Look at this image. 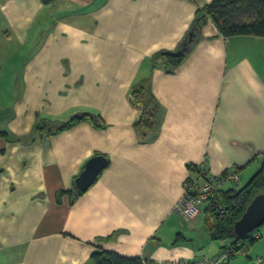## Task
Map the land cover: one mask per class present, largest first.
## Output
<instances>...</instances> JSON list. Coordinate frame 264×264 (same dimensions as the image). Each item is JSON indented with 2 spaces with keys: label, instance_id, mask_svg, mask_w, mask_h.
Masks as SVG:
<instances>
[{
  "label": "crops",
  "instance_id": "crops-1",
  "mask_svg": "<svg viewBox=\"0 0 264 264\" xmlns=\"http://www.w3.org/2000/svg\"><path fill=\"white\" fill-rule=\"evenodd\" d=\"M213 1L0 0V88L17 89L12 106L0 105V264H93L100 250L156 264L220 254L206 206L190 221L175 207L189 165L240 169L245 182L261 168L264 38L224 39L208 21L174 73L151 69L156 53L179 51ZM147 76L163 115L158 137L142 144L130 91ZM86 113L107 127L32 134L39 119ZM96 155L108 166L94 185L58 203ZM228 264H264V239Z\"/></svg>",
  "mask_w": 264,
  "mask_h": 264
},
{
  "label": "trees",
  "instance_id": "trees-1",
  "mask_svg": "<svg viewBox=\"0 0 264 264\" xmlns=\"http://www.w3.org/2000/svg\"><path fill=\"white\" fill-rule=\"evenodd\" d=\"M50 1L52 0H44V3L48 4ZM208 21L214 24L219 36L224 39L239 36L264 38V0H214L197 11L192 29L186 35L179 51L156 53L151 60V69L162 67L166 73H174L198 42L200 30ZM130 98L132 104L140 110V117L133 124L138 142L151 143L159 135L163 115L161 104L152 91L151 77L147 76L135 83L131 88ZM81 123L90 124L96 129L107 127L101 117L86 113L76 115L66 123L39 119L35 122L32 134L52 137L71 130ZM7 136V132H0V137ZM4 151L3 149L0 153H4ZM188 169L192 175L189 180H194L199 172L197 166L189 165ZM236 171L240 173V169ZM259 194H264V154L261 168L245 186L241 189H222L210 198L209 204L205 207L204 223L210 237L213 241L224 243L221 252L228 249L231 252V261L239 255L247 256L262 239L260 228L241 238L234 234L235 223ZM83 195L75 187H72L70 190L59 192L56 199L58 203H61L62 197L65 196L73 205ZM255 234H258L259 238H255ZM117 236L116 233L100 240L109 242L115 240ZM91 262L93 264H145L148 261L100 250L92 255Z\"/></svg>",
  "mask_w": 264,
  "mask_h": 264
},
{
  "label": "built area",
  "instance_id": "built-area-1",
  "mask_svg": "<svg viewBox=\"0 0 264 264\" xmlns=\"http://www.w3.org/2000/svg\"><path fill=\"white\" fill-rule=\"evenodd\" d=\"M199 172L194 180L187 179L184 184V194L181 201L175 207V213L183 220L190 221L197 217L202 208L207 206L210 198L217 194L227 184H238L240 182V175L236 169H230L221 175L211 174L205 163L197 166ZM255 238H259L255 234ZM231 252L226 249L220 252L215 259H200L194 262L178 260L174 262H167L162 264H227L231 261ZM260 263V260H257ZM145 264H156L146 262Z\"/></svg>",
  "mask_w": 264,
  "mask_h": 264
},
{
  "label": "water",
  "instance_id": "water-1",
  "mask_svg": "<svg viewBox=\"0 0 264 264\" xmlns=\"http://www.w3.org/2000/svg\"><path fill=\"white\" fill-rule=\"evenodd\" d=\"M108 159L95 156L90 159L84 171L76 178L74 187L85 194L97 181L99 175L107 168ZM264 225V194L256 196L248 205L242 217L234 225V234L241 238L254 232Z\"/></svg>",
  "mask_w": 264,
  "mask_h": 264
},
{
  "label": "rangeland",
  "instance_id": "rangeland-1",
  "mask_svg": "<svg viewBox=\"0 0 264 264\" xmlns=\"http://www.w3.org/2000/svg\"><path fill=\"white\" fill-rule=\"evenodd\" d=\"M10 72H11V70H10ZM2 73H6V68H4L3 70H2V72H1V74ZM5 76V75H4ZM8 78H9V81H10V79L12 80V77H11V75L10 76H8ZM0 85H2V84H0ZM9 88H11L10 89V93L8 92V89ZM16 86H15V84L14 83H12V84H9V82L7 83V84H3V86H2V90H1V88H0V105H8V106H12L13 105V103H14V101H15V99L17 98V97H14V94H15V92H16ZM250 180V179H249ZM249 181H247V182H245V178H243L242 177V179H241V181L238 183V184H236V185H234V184H232V183H230V184H228L227 186H225L224 188L227 190V189H232V188H235V189H241L243 186H245L247 183H248ZM187 223V222H186ZM264 225L260 228V232H262L263 233V238L262 239H264ZM261 239V240H262ZM260 240V241H261ZM259 241V242H260ZM258 242V243H259Z\"/></svg>",
  "mask_w": 264,
  "mask_h": 264
}]
</instances>
